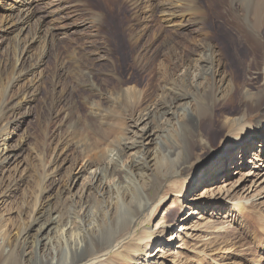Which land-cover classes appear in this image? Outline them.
<instances>
[{
  "label": "bare ground",
  "instance_id": "obj_1",
  "mask_svg": "<svg viewBox=\"0 0 264 264\" xmlns=\"http://www.w3.org/2000/svg\"><path fill=\"white\" fill-rule=\"evenodd\" d=\"M41 1L43 5L50 6L49 12L47 10L51 18L49 26L45 24V17L37 19L39 14L36 13L38 9L35 5L39 2L36 0H10V3L2 1L1 9L9 10L10 17L16 18L17 23L8 25L6 29L0 27V35L4 31L10 35L17 31L25 32L35 19L37 21L35 22L36 33L33 44L39 43L41 34L47 32L56 61V67L51 77L54 92L52 107L55 118H59L58 108L68 111L64 106L71 101V96L74 93L72 85L73 82L78 81L79 73L87 74L93 84V93L86 100L87 104L93 108L92 117L114 116L116 114L114 112H118V108L119 110L125 108L126 111L128 110V114H126L129 119L140 124L144 122L145 118L149 120L152 115L160 121L174 120L176 124L183 120V125L179 123L178 126L189 128L188 136L194 141V145L203 146L210 154L217 155V159L210 163L211 166L215 167L220 162L219 159L224 160L222 163L225 162L224 166L227 168L225 171H228V174L232 176L241 175L243 172L239 168L243 165L242 156H238L241 164L234 165L232 168L228 165V160L229 162L233 161V156H231L233 152L238 149V146L244 145L246 152H242L243 156L249 154L250 139L260 138L261 150L258 153L262 165L252 168L253 174L251 171V174L247 176L256 178L264 176V0H107L108 5L116 4L115 7H111L112 11L118 9L120 12L126 13L124 16L127 20L120 23L122 27L127 25L128 45L123 46L122 50L126 49L130 56L128 61L132 62L133 68L128 71L125 70V68L128 69L126 64L122 63L117 55V51L119 53L121 47L116 46V42L105 35L104 31H106L109 18L105 19L106 16L102 14V11L87 5L85 9L88 14L86 15L91 16V21L89 23H86L87 20L79 22L83 11L82 7H84L83 0ZM118 1L120 5L117 4ZM40 4L42 3L40 2ZM217 11H222L221 14L226 18L227 24L231 28V35L227 34L228 41L231 44L243 41L247 45V57L251 59L247 68L256 70V73L258 72L262 77L259 87L253 88L251 82L240 81L234 72H224L225 74L222 76L221 70H224L226 62L224 61L225 52L214 35V28L216 25H220L215 17ZM70 18L74 19L73 22L69 20L73 23L71 25L74 29L72 32H70V28L67 31V22L64 23ZM86 25L93 32L92 37L86 39L87 41L83 45L71 47L66 54H62L57 43L58 39L61 36L65 38L70 33L76 34ZM153 30H157L155 39L144 44ZM94 34L97 37L104 34L105 38H101L98 42L94 41ZM177 37H185L186 40L192 42V50L189 45H184L186 48L182 46L183 41L177 42ZM17 45L18 47H16L20 48V56L10 73L15 79L14 84L19 85L20 89L16 95L4 102L3 116L23 115L24 108L35 100L40 88L41 80L29 81L28 77L34 75L37 69L43 68L44 61L33 63V60L27 58V54H25L31 47H25L23 42ZM192 55H196V57H192ZM106 61L110 63V75L116 81L112 85L104 83L106 86L102 92L106 96L103 95V98L105 97L104 99L108 102L112 100L116 102L115 108L117 109L108 108L106 109L108 113L104 114L99 109L102 104L101 100L96 102L93 98L98 93L94 88H99L96 75L100 73V70L97 71L95 68H98L97 64L101 65ZM37 64L38 68H35ZM240 65H243L242 60ZM130 73L138 78L135 80L131 76H126ZM191 77H193V83L189 82ZM157 78L156 90L158 92L152 98L155 93L152 89ZM189 86L196 91L198 96L188 92ZM151 102L153 103L150 104ZM235 103L238 110L227 107ZM143 104H147V108L139 114V117H135V113ZM194 106L195 108L190 111ZM252 113L261 114L260 117L252 119ZM202 123L218 127L219 132L224 133L225 137L213 143L208 135L200 129ZM1 133L2 131L0 135ZM138 134L134 140L124 142L118 152L112 151L108 158L98 164L95 169H93L94 167L87 169L88 166H86L77 173L72 171L68 181L64 183L61 180L64 170L63 163H67L70 145L69 139L58 133L55 147L57 153L52 165V172L50 176L45 177L47 179L42 183L51 181V184L60 192L65 187L71 190L86 172L89 175L86 178L89 189L85 192V196L88 195L86 194L88 190H94L101 198L99 199L103 201L98 210L96 209L100 214L99 231L97 230L98 233L94 234V228L91 227L95 210L92 212V208L87 204L89 201L82 200L83 203L75 205L76 207L73 209L75 217L69 214V217H66L60 210L52 209L49 203L43 204L40 198L29 223L12 234L15 237L14 240L10 234H7V230L0 231V264H167V259L171 257V249L165 247L173 248L172 246H175L176 242H172L174 236L163 239L165 231L172 234L178 233L176 239L179 242L182 237L186 239L193 237V233H206L207 227L204 226L206 213L203 211V205L205 208H219V211H225L228 207L229 213L222 216L224 224L229 222L228 219L231 217L237 221L247 217V213L257 211L249 207V200H241L240 195L237 196L239 191L233 195L237 190L234 183H229L230 189H226L227 186L217 188L214 186L217 177L213 180L209 176L211 180L200 181L203 185L208 182L212 186L203 191L200 198L205 203L196 206V209L200 206L199 212L202 210V213H205L198 216V223L193 222L198 211L194 210L184 215V209L180 208V212L172 219L174 211L169 210L167 217L160 221L162 225H156V229L157 227L164 228L160 235L162 238L160 237L158 240L163 245L149 253L152 242L146 244L143 242L155 236L157 232L145 226L142 234L139 235V226L151 222L160 204L167 199L169 194L184 195L185 187L181 186L179 182L173 183L166 189L163 186L169 177L179 173L173 169L172 160L163 150L166 135L158 133L157 138H154L155 133L152 134L143 129ZM9 146V141L0 137V173H4L11 165L18 162L19 155L11 152ZM73 146L78 151L85 153V145L76 142ZM20 149H23L21 145ZM130 151H138V155L132 159L127 168L122 169L121 161ZM167 152L169 153V151ZM248 158L245 159L244 165L249 160ZM250 165L249 161L245 169L250 168ZM234 167L238 169L233 171ZM225 171L222 173L225 174ZM213 172H217V170L210 171V174ZM217 175L219 176V173ZM112 178H118V180L114 185L108 186L107 181ZM157 181H160L164 188L161 194H158L157 191L151 192L152 188H156ZM239 181L242 182V179ZM8 185L15 186V184H10V181H8ZM196 185L197 183L192 184L191 182L189 189L196 188ZM5 195L7 194L0 196L1 204H4L7 201L6 198L10 196V194L8 197ZM83 195L81 194V196ZM92 195L90 194L91 197ZM98 201L97 199L95 202L98 204ZM250 214L254 216V214ZM143 217L144 219H142ZM77 219L80 221L78 222ZM171 219L174 223L168 224ZM259 219L256 217L257 221ZM190 222L194 225L189 228L187 224ZM177 223L184 225L177 226ZM246 227L247 223L245 222L240 225L242 229ZM86 232H90L92 238L89 239ZM204 237H208V235ZM209 239L206 238L203 241L208 242ZM260 241L262 240L260 239ZM165 244L166 246H164ZM145 245L146 250L143 248ZM208 249L204 248L201 252L207 256ZM213 251L214 249H210L209 253ZM145 252H148V257L143 260L141 256ZM205 255L201 258L203 261L206 259ZM253 263L260 264L261 262L256 259L253 260ZM172 264H176V261L175 263L173 261Z\"/></svg>",
  "mask_w": 264,
  "mask_h": 264
},
{
  "label": "rangeland",
  "instance_id": "obj_2",
  "mask_svg": "<svg viewBox=\"0 0 264 264\" xmlns=\"http://www.w3.org/2000/svg\"><path fill=\"white\" fill-rule=\"evenodd\" d=\"M2 1L10 3V0H0V27L6 29L8 25L17 23V19H12V17H10L11 12L9 10L1 9ZM36 1L39 2L35 5V7L38 9L36 10V13L39 14L37 19H42L45 17V24L46 26H49L51 18L48 14V8L50 6L46 4L43 5L41 0ZM105 1L83 0V14L81 13L79 22H84L87 20L86 23H89L91 21V16L86 15L88 14V11L85 9L87 5L102 11V14L106 16L105 19H107V17L109 18V22L106 26L107 32L104 31L105 35L107 37H111L112 40L116 42V46L118 45V47H121L119 53L117 51L118 58L122 63L126 64L128 69L125 68V70H131L133 68L131 64L132 62L128 61L130 56H128L129 54H127L126 49L122 50L123 46L125 47L128 45V35L126 33L127 25L125 24V26H121V23L124 20H127L124 16L126 13L120 12L118 9L112 11L111 7H115L116 4L111 3V5H108L107 0ZM40 2L42 4H40ZM117 4L120 5L119 1ZM117 12L121 15H118ZM221 13L222 11L216 12L217 16L215 17L218 19L217 22L220 25H216V28H214V35L218 39L221 48H223V51L225 52L224 61L226 62V66L224 67V70H221L222 76L225 73L234 72L240 81L251 82L253 84V88L259 87L262 83V77L260 74H258V72L256 73V70H249L247 68L248 62L251 61V59L247 57V45H245V42L243 41L237 42L236 44H231L228 41L232 31H230L231 28L228 26L226 18H224L223 14ZM69 20L71 22L74 21V19L70 18L65 20L64 23L67 22V31L70 28V32H72L74 30L73 26L71 27L73 23H71ZM36 21L37 20L35 19L31 23L30 27L25 30V32L17 31L15 34L10 35L7 31H4L0 35V132L2 131L0 137L2 139L8 140L10 145L9 149H11V152H15V154L19 155L17 164L11 165L7 170L5 169L6 171L4 173H0V196L7 194L5 196L8 197L10 194V196L6 198L7 201H5L4 204L0 203V231L7 230V234H10L11 238L14 240L15 237L12 234L16 233L17 230L22 229L29 223L31 216L37 209V201H39L41 198L42 200L40 201H43V204L45 202L49 203V206L52 209L60 210L66 217L68 214L75 217L73 213V209L76 207L75 205L77 204L78 206L79 204L83 203V201H89L87 204H89L92 208V212L95 210L93 214L95 217L93 216L94 220L91 227L94 228V234H97L100 228V225H98L100 224V214L97 210L103 201L100 200L101 198L97 196L94 190H88V193H86L88 195L85 196V192L87 189H89L88 179H86L89 175L86 172L83 173L84 176L82 179L71 190H69L68 187H65L60 192L51 184V181L47 183L45 182L44 184L42 183L43 180L45 181L47 179L45 177L50 176L52 172V165L55 161L57 153V150H55L57 135L58 133L65 135L64 137L69 139V145L71 146H69L70 151H68L67 163H63L64 170L61 180H63L65 183V181H68V178L71 176L72 171L77 173L82 167L86 166H88L87 169H91L93 167V169H95L98 164L102 163V161L108 158L112 151H115V153L118 152L124 142H130L131 140H134L135 136H137L138 133L140 134V130L143 129L149 131L152 134H156L158 131L154 138H157L158 133L160 135L163 133L167 137L163 150L172 160L171 166H173V169L179 173L178 175H172L167 179L166 183L163 185L165 189L166 187L172 186V184L176 182H179L181 186L185 187L183 190L184 195H177L175 193L169 194L167 199L162 204H160L159 209L156 212L154 218L151 219V222L149 221L148 223L139 226V235L142 234L141 232L144 230L145 226L150 227L151 229L155 230V232H157L155 236H152V238L143 242L144 244L152 242V248L149 253L156 251L158 247L163 245L160 244L158 240H160V237L162 238L160 235L164 231L162 230L164 228L157 227L156 229V225H162L160 224V221L161 219H165L167 217V212L169 210L174 211L172 216V219H174L177 213L180 212V208H183L184 215H187L194 210L195 212L198 211L200 206L197 209L196 206L200 203H205L203 200H200V198L203 194V191L210 189L212 185H210L211 183L208 182L203 185L200 183V181H209L211 180V178L209 179L210 176L213 180L217 177L215 179L216 183L214 184V186L217 188L227 186L225 188L230 189V184L234 183V185L237 187V190L233 193V195L239 191L237 196L240 195L241 200H249V207L256 209L258 213L254 210L255 213L249 212L247 213V217L237 221H234L231 217L228 219L229 222L224 224V219L222 216H225L229 213L228 207L225 209V211H219V208H205L203 205V211L206 214L204 212L202 213V210L200 212L198 211L199 213L198 215L194 216L195 218L193 219V222L198 223V216L205 214L204 216L206 221L204 222V226L207 227V230L205 231L206 233H193V237L188 239L182 237L181 242H179L178 239H176L178 233L172 234L165 231L163 239H169L174 236L172 242H176V245L172 246L173 248L165 247L167 249H171V257L167 259V264H172L173 261L174 263L176 261V264H254L253 260L256 259L260 260V264H264V176L260 178L247 176L251 174L252 168L262 165L260 164L262 162L259 161L261 158L259 156L260 154L258 153V151L261 150L260 138L255 140L256 137H253L250 139L251 150L249 154L247 153L243 156L242 152L245 151V146L240 145L238 146V149L235 150V152H233L231 155L233 156V161L229 162L228 160V165H230V168H232L234 165L241 164L239 160L241 156L243 157V165L239 167L243 171L241 172V175L232 176L228 174V171H225V169H227L224 166L225 162L222 163L224 160L219 159L218 161L220 162L217 161L218 164L215 167H212L210 163L217 159V155L210 154V152L204 149L203 146L194 145V141L188 136L189 128H182L178 126L179 123L183 125V120L176 124L174 120L166 122L160 121L152 115L149 120L148 118H145L142 124L136 123L131 121L127 116L128 110L126 111L125 108L123 110H119V108H115L117 106L116 102L113 100L108 102L104 99L105 97L103 98L104 94L102 90L106 86L104 83L107 82L109 85H112L116 81L115 78L110 75V63L107 61L101 65L97 64L98 68H95L97 71L100 70V73H98L99 75H96L99 88H94L95 92L98 93L93 98V100L96 102H100L101 100L102 104L99 109L102 110L104 114L108 113L106 109L111 107H113L114 110L117 109L118 112L115 111L114 113L116 114H114V116H102L99 118L92 117L91 111L93 108L90 104H87L86 100L87 98L91 97L93 93V84L88 79L87 74L83 75L79 73L78 81L73 82V85L71 84L74 86V93L71 96V101L68 102L66 106H64L65 109H68V111L58 108L60 111L59 118H55L54 108L52 107V95L54 92L52 88L51 77L56 67V61L52 53L51 41L47 36V32L41 34L39 43L33 44L36 33ZM117 32L118 34L116 35ZM77 33H70L69 36L65 38L61 36L58 39L57 43L59 44V49L62 54H66V52L70 50L71 47L73 48L76 45H83L85 41H87L86 39L92 37L93 35V32L87 25L84 28L79 29ZM123 33L124 36H122ZM156 33L157 30H153V33L151 34L152 36L150 35L144 44H148L149 41L154 40ZM105 35L102 34L97 37L94 34L93 40L98 42L101 38H105ZM177 38V42L183 41L184 43L182 42V46L189 45L190 50H192V42L186 40L185 37ZM18 42H23L25 47H31L25 54H27V58H31V60H33V63H37L40 60L44 61L42 63L43 68H40V70L37 69L34 75L28 77L29 81L41 80L40 88L35 100L24 108V111L22 112L23 115H16L15 117H10L8 115L3 116L2 106L4 102L10 99L13 95H16L20 89L19 85L16 83L14 84L15 79L10 73L13 67L16 65L18 57L20 56V48H17V44H19ZM186 46L184 47L186 48ZM192 57H196V55H192ZM241 60L243 61V65H240ZM35 68H38V64ZM131 74L132 73L127 74L126 76H131L135 80L138 78V76ZM192 81L193 77L190 78L189 82L193 83ZM157 85L158 78L156 79L152 89V91L155 92L152 98L158 92V90H156ZM188 92L198 96L196 91L190 86ZM104 96H106V94ZM152 103L153 102L150 104ZM227 107L229 109H239L236 103L233 105H228ZM146 108L147 104L141 105L139 110L135 113V117H139V114L144 112ZM194 108L195 106L192 107L190 111H192ZM224 111L226 112L227 110ZM260 114L261 113L253 114L252 119L260 117ZM200 129L208 135L213 143H216L225 137L224 133L222 134L219 132L218 127H211L207 123H202L200 125ZM76 142L85 145V153L74 148L73 144ZM20 145L23 147V149H20ZM167 151H169V153ZM136 155H138V151H130L127 153L121 161L122 169L127 168ZM247 157H249V160L246 161V164L244 165L245 159ZM249 161L251 163V169H245L248 166ZM237 169L234 167L232 170L236 171ZM213 170H217V172L210 174V171ZM222 171H225V174L222 173ZM253 172L254 171H252V174ZM217 173H219V176ZM230 173L232 174L233 172ZM241 179L242 182L239 181ZM117 180L118 178L108 179L107 185L112 186L117 182ZM8 181H10V184H15V186L11 187L8 185ZM157 182L156 188H152L151 192L153 193L154 191H157L158 194H161L164 188L162 187L160 181ZM191 182L192 184L197 183L196 188L189 189ZM237 182H240V184H237ZM81 194L83 196H81ZM90 194H93L94 196L92 195L91 197ZM49 196H51V199ZM253 197H256V199H253ZM97 199L99 200L98 204L95 202ZM237 199H239V197H237ZM252 200L257 201L253 202ZM250 213L254 214V216H251ZM256 217L260 218L259 221H257L258 219L256 220ZM142 219H144V217ZM172 219L168 222V224L174 223ZM77 221L79 222L80 220L77 219ZM244 222L247 223V227L242 229L240 228V225ZM178 225L182 226L184 224L177 223V226ZM187 225L190 228L191 225L193 226L194 224L190 222ZM86 233L89 239L92 238L90 232ZM207 235L208 237H204ZM206 238H210L208 242L203 241ZM260 239L262 241H260ZM166 244L164 246H166ZM143 248L146 250V245ZM204 248H209V252L210 249H214V251L212 253L208 252L206 256L205 253L201 252ZM147 253L148 252L142 254L143 256H141V258H143V260L148 257ZM204 255L206 256V259L203 261L201 258H203Z\"/></svg>",
  "mask_w": 264,
  "mask_h": 264
}]
</instances>
